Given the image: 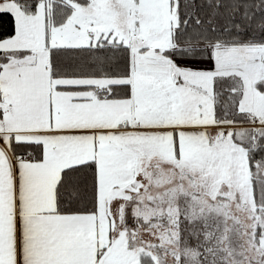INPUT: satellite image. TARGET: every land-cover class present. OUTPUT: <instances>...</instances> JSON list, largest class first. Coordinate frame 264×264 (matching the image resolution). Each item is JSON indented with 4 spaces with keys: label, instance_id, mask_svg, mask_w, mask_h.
I'll return each instance as SVG.
<instances>
[{
    "label": "snow or ice",
    "instance_id": "snow-or-ice-1",
    "mask_svg": "<svg viewBox=\"0 0 264 264\" xmlns=\"http://www.w3.org/2000/svg\"><path fill=\"white\" fill-rule=\"evenodd\" d=\"M0 264H264V0H0Z\"/></svg>",
    "mask_w": 264,
    "mask_h": 264
}]
</instances>
